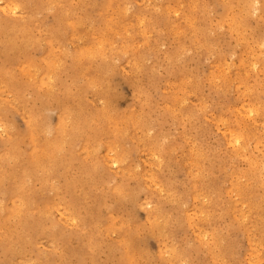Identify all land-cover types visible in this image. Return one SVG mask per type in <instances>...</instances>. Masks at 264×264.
I'll list each match as a JSON object with an SVG mask.
<instances>
[{
	"label": "rangeland",
	"instance_id": "374dc122",
	"mask_svg": "<svg viewBox=\"0 0 264 264\" xmlns=\"http://www.w3.org/2000/svg\"><path fill=\"white\" fill-rule=\"evenodd\" d=\"M0 81V264H264V0H0Z\"/></svg>",
	"mask_w": 264,
	"mask_h": 264
},
{
	"label": "bare ground",
	"instance_id": "6f19581e",
	"mask_svg": "<svg viewBox=\"0 0 264 264\" xmlns=\"http://www.w3.org/2000/svg\"><path fill=\"white\" fill-rule=\"evenodd\" d=\"M244 1V0H243ZM149 2V1H148ZM183 2V1H182ZM242 2V1H241ZM246 2V1H245ZM152 3V2H151ZM15 4V3H14ZM158 4V3H157ZM228 4V3H227ZM249 4H247V6H248ZM237 6V5H236ZM245 6V5H244ZM247 6H246V9H247ZM50 7V6H49ZM231 7H233V6H231ZM249 7V6H248ZM20 8V7H19ZM148 8V7H147ZM229 8V7H228ZM250 8V7H249ZM253 8V7H252ZM7 9V8H6ZM251 9V8H250ZM249 10V9H248ZM192 11V10H191ZM201 11V10H200ZM229 11V10H228ZM251 11V10H250ZM74 12V11H73ZM119 12V11H118ZM174 12V11H173ZM176 13H177V11H175ZM248 12V11H247ZM231 13V12H230ZM184 15V14H183ZM194 15V14H193ZM196 15V14H195ZM198 15V14H197ZM232 15V14H231ZM238 15V14H237ZM64 16V15H63ZM128 16V15H127ZM230 16V15H229ZM243 16V15H242ZM251 16V15H250ZM254 16V15H253ZM137 17V16H136ZM184 17H186V16H184ZM235 17V16H234ZM243 17H245V14H244V16ZM81 19V18H80ZM167 19V18H166ZM190 19V18H189ZM230 19V18H229ZM226 20V19H225ZM193 21V20H192ZM192 21H190V22H192ZM189 22V21H188ZM217 23H219V22H217ZM240 23V22H239ZM191 24V23H190ZM189 25V24H188ZM231 25V24H230ZM107 26H109V25H107ZM226 26V25H225ZM191 27V26H190ZM231 28V27H230ZM176 29V28H175ZM194 29V28H193ZM76 30V29H75ZM109 30V29H108ZM184 32V31H183ZM237 33V32H236ZM173 34V33H172ZM175 34V33H174ZM235 34V33H234ZM73 35V34H72ZM49 36V35H48ZM80 37V36H79ZM70 38V37H69ZM76 38H77V36H76ZM105 38V37H104ZM103 38V39H104ZM237 38H238V36H237ZM83 39V38H82ZM100 40V39H99ZM51 41V40H50ZM78 41V40H77ZM238 41V40H237ZM241 41H242V39H241ZM80 42V41H79ZM109 43V42H108ZM200 43V42H199ZM204 43V42H203ZM249 43V42H248ZM245 44V43H244ZM194 45V44H193ZM230 46V45H229ZM97 47H98V45H97ZM103 47V46H102ZM101 47V48H102ZM126 47V46H125ZM181 47V46H180ZM200 47V46H199ZM205 47V46H204ZM123 48V47H122ZM197 48V47H196ZM203 48V47H202ZM5 49V48H4ZM93 49V48H92ZM123 50V49H122ZM126 51V50H125ZM208 51V50H207ZM126 53V52H125ZM22 54V53H21ZM52 56V55H51ZM259 56V55H258ZM49 57V56H48ZM56 58V57H55ZM250 64V63H249ZM59 66V65H58ZM243 67V66H242ZM217 68V67H216ZM54 69V68H53ZM53 74V73H52ZM106 74H107V72H106ZM244 74V73H243ZM219 76H220V74H219ZM211 77V76H210ZM235 77V76H234ZM237 78V77H236ZM216 80V79H215ZM56 81V80H55ZM1 82V81H0ZM41 83V82H40ZM174 85V84H173ZM212 85V84H211ZM89 86V85H88ZM103 88V87H102ZM246 92V91H245ZM51 95V94H50ZM68 95V94H67ZM42 96V95H41ZM21 102V101H20ZM76 103V102H75ZM77 105V104H76ZM61 106V105H60ZM181 106V105H180ZM258 107V106H257ZM244 108V107H243ZM85 109V108H84ZM252 109V108H251ZM254 109V108H253ZM252 109V110H253ZM79 111V110H78ZM81 111V110H80ZM258 113V112H257ZM256 113V114H257ZM34 116V115H33ZM71 116V115H70ZM73 116V115H72ZM29 117V116H28ZM87 117V116H86ZM27 118V117H26ZM80 119V118H79ZM225 121V120H224ZM251 121V120H250ZM59 122V121H58ZM75 122V121H74ZM69 124V123H68ZM71 124V123H70ZM219 124V123H218ZM204 125H205V123H204ZM39 129V128H38ZM84 130V129H83ZM34 132V131H33ZM38 132V131H37ZM84 132V131H83ZM69 133V132H68ZM79 133V132H78ZM61 134V133H60ZM78 135V134H77ZM242 140V139H241ZM63 142V141H62ZM43 144V143H42ZM41 144V145H42ZM67 144V143H66ZM8 145V144H7ZM34 147V146H33ZM174 149V148H173ZM10 152V151H9ZM19 152V151H18ZM12 153V152H11ZM194 153V152H193ZM24 154V153H23ZM18 155V154H17ZM31 155V154H30ZM59 155V154H58ZM36 162V161H35ZM88 163V162H87ZM3 164V163H2ZM38 169V168H37ZM195 173V172H194ZM41 174V173H40ZM57 174V173H56ZM31 178V177H30ZM204 178V177H203ZM148 179V178H147ZM209 182V181H208ZM237 188V187H236ZM239 188V187H238ZM209 191V190H208ZM219 191V190H218ZM51 192V191H50ZM34 195V194H33ZM23 196V195H22ZM194 201V200H193ZM2 214V213H1ZM18 214V213H17ZM228 217V216H227ZM257 217V216H256ZM163 218V217H162ZM260 221V220H259ZM255 222V221H254ZM55 227V226H54ZM260 230V229H259ZM261 231V230H260ZM251 233V232H250ZM248 234V233H247ZM253 235V234H252ZM220 241V240H219ZM259 242V241H258ZM128 252V251H127ZM243 264V263H242Z\"/></svg>",
	"mask_w": 264,
	"mask_h": 264
}]
</instances>
